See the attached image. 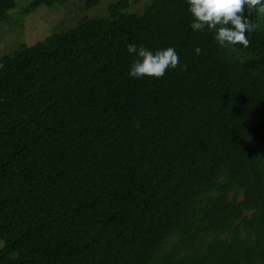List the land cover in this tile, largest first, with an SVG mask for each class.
I'll list each match as a JSON object with an SVG mask.
<instances>
[{
  "label": "trees",
  "instance_id": "16d2710c",
  "mask_svg": "<svg viewBox=\"0 0 264 264\" xmlns=\"http://www.w3.org/2000/svg\"><path fill=\"white\" fill-rule=\"evenodd\" d=\"M244 16L251 46L221 47L186 0H116L0 59V264H264V13ZM129 44L187 70L130 77Z\"/></svg>",
  "mask_w": 264,
  "mask_h": 264
},
{
  "label": "clouds",
  "instance_id": "9594fccd",
  "mask_svg": "<svg viewBox=\"0 0 264 264\" xmlns=\"http://www.w3.org/2000/svg\"><path fill=\"white\" fill-rule=\"evenodd\" d=\"M188 12L192 18L190 27L194 32L207 31L221 47L239 45L247 49L251 41L246 33L252 30V24L244 16L245 8L264 13V0H186ZM127 52L135 59L130 66L129 76L133 78L159 79L169 69L187 70V64L181 67L179 56L174 47H167L155 52L143 45H127ZM200 55L202 49L197 47Z\"/></svg>",
  "mask_w": 264,
  "mask_h": 264
},
{
  "label": "rangeland",
  "instance_id": "374dc122",
  "mask_svg": "<svg viewBox=\"0 0 264 264\" xmlns=\"http://www.w3.org/2000/svg\"><path fill=\"white\" fill-rule=\"evenodd\" d=\"M34 0H18L15 9L0 23V59L21 46H33L53 33L72 28L78 21L100 14L105 5L116 0H102L93 10L85 9V0H69L50 10L25 11ZM27 13V14H26ZM3 243L0 241V249Z\"/></svg>",
  "mask_w": 264,
  "mask_h": 264
}]
</instances>
